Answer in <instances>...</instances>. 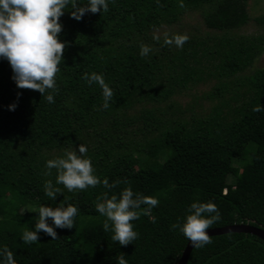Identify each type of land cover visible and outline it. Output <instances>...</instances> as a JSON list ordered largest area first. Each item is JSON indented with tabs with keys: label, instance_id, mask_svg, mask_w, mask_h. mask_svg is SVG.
Returning <instances> with one entry per match:
<instances>
[{
	"label": "trees",
	"instance_id": "16d2710c",
	"mask_svg": "<svg viewBox=\"0 0 264 264\" xmlns=\"http://www.w3.org/2000/svg\"><path fill=\"white\" fill-rule=\"evenodd\" d=\"M249 1L109 0L107 12L89 11L79 21L66 10L54 103L38 90L18 88L10 63L0 58V247L17 264H118V255L128 264H178L189 241L171 225L183 223L193 202L218 206L221 220L210 228L248 223L264 229V111H253L264 106V67L243 74L264 52V14L255 18L261 33L228 35L250 21ZM189 11L224 36L213 45L188 40L182 49L153 40ZM141 43L152 48L148 56H140ZM206 58L226 80L213 96L221 103L198 115L175 95L203 79ZM92 72L113 89L108 108L99 85L83 78ZM80 144L101 184L69 192L56 183L57 169L45 174V164ZM104 179L115 187L105 188ZM49 182L60 190L55 200L46 195ZM129 187L159 203L151 212L155 223L141 215L132 222L137 239L120 245L95 205L105 193L119 196ZM60 204L78 207L74 226L48 218L58 238L41 230L38 242L23 243L22 231L35 228L39 207ZM210 239L193 249L188 264H264L258 236Z\"/></svg>",
	"mask_w": 264,
	"mask_h": 264
},
{
	"label": "clouds",
	"instance_id": "9594fccd",
	"mask_svg": "<svg viewBox=\"0 0 264 264\" xmlns=\"http://www.w3.org/2000/svg\"><path fill=\"white\" fill-rule=\"evenodd\" d=\"M180 6L183 7V3ZM66 10H71L72 18L79 21L89 11L93 14L107 12L109 0H0V58L10 63L12 79L18 88L38 90L49 103L55 102L54 93L58 91L56 77L66 47V42L60 39L63 28L61 17ZM152 38L154 41H161L158 33H154ZM189 38L187 34L169 35L165 32L162 43L182 49ZM151 52L149 45L141 43L140 56H148ZM83 78L89 84L99 85L104 99L103 107L108 108L113 89L105 82L103 75L96 72L90 75L85 73ZM8 107L15 110L17 104L14 102ZM253 111H264V106L257 105ZM79 152L81 156L68 151L63 158L49 159L45 164L48 170L45 174L51 175V170L57 169L56 183L63 184L69 192L101 184L99 177L94 174L92 161L84 158L88 148L80 144ZM102 183L105 188L115 187L109 184L108 179H104ZM45 191L54 200L60 192L58 188H53L51 182L45 185ZM158 203L157 198L136 194L129 187L122 190L119 196L109 198L105 193L102 202L97 203L95 209L106 218L103 228L112 233L111 240L120 245H128L138 237L132 222L141 215H147L155 223L151 212ZM142 205L146 207L142 208ZM38 213L35 228L22 231L21 238L25 244L38 242L41 230L50 235L52 240L57 239V233L47 219L52 218L55 226L72 228L78 207L72 204H60L56 208L41 205ZM220 220L221 213L214 202H193L183 223H176L171 227L182 233L194 248H201L212 242L207 229ZM0 256L4 257L0 264H17L13 252L7 246L0 247ZM116 260L118 264H128L124 255H118Z\"/></svg>",
	"mask_w": 264,
	"mask_h": 264
},
{
	"label": "rangeland",
	"instance_id": "374dc122",
	"mask_svg": "<svg viewBox=\"0 0 264 264\" xmlns=\"http://www.w3.org/2000/svg\"><path fill=\"white\" fill-rule=\"evenodd\" d=\"M249 13L251 16L250 21L242 28L230 32L228 34L229 36H252L262 32V28L257 25L255 18L264 14V0H250ZM165 32H168L169 35L187 34L190 37L189 40H208V43L211 45H213L216 41H219V39L224 36L223 32L207 28L204 24L202 16L197 11H189L183 15L179 23L170 26L164 25L156 31V33L161 35V39H163V34ZM203 62L207 66L202 76L203 79L195 85L191 84V86L184 89L182 93L175 95V99L183 107L190 109L194 114L198 115L212 113V108L221 103L222 99L213 96L217 95V87L221 85L223 80H226V78L221 76L214 64H211V62H215L213 58H206ZM262 67H264V52L254 61L251 67L243 72V74H249L253 70ZM227 98H229L228 94L225 96V99ZM141 106L142 104H139L136 109H140ZM70 151L75 152L78 156L82 155L77 148ZM55 156L56 153L54 154V157ZM156 158L162 159L161 155H156Z\"/></svg>",
	"mask_w": 264,
	"mask_h": 264
},
{
	"label": "water",
	"instance_id": "95a60500",
	"mask_svg": "<svg viewBox=\"0 0 264 264\" xmlns=\"http://www.w3.org/2000/svg\"><path fill=\"white\" fill-rule=\"evenodd\" d=\"M207 232L210 236L222 235L227 233H248L260 237L264 240V229L248 223H236L224 227L209 228ZM194 247L189 241L178 264H188Z\"/></svg>",
	"mask_w": 264,
	"mask_h": 264
}]
</instances>
